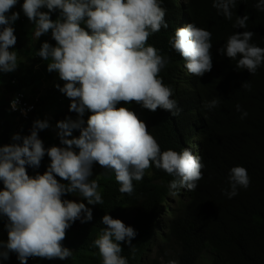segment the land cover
<instances>
[{"label":"clouds","instance_id":"9594fccd","mask_svg":"<svg viewBox=\"0 0 264 264\" xmlns=\"http://www.w3.org/2000/svg\"><path fill=\"white\" fill-rule=\"evenodd\" d=\"M205 1L23 0L19 7L35 25L30 33L35 35L30 39V50L36 53L39 49L36 55L43 60V65L50 61L47 72L57 73L64 82L63 86L57 83L54 87L71 101L62 109L77 113V118L57 121L53 133L58 135V146L45 143V148L39 132L51 125L48 119L39 117L29 123V135L14 133L13 143L0 146L3 184L0 219L6 218L8 236L6 242L0 240V260H8L9 253L17 255L19 264H28L29 258L65 260L72 257L73 251L63 245L67 230L77 220L81 223L93 220V211L88 205L104 203L97 180L105 173L97 171L90 179L94 163L113 170L119 192L128 196L135 191L133 181H142L146 172L154 175L152 170L156 169L174 178L168 184L170 191L175 190L168 202L180 194L187 202L189 194L197 191L199 181L204 178L206 151L201 141L194 144L198 136L191 139L194 135L191 122L181 131L182 138H178L179 152L161 151L146 123L134 111L117 105L135 102L152 112L164 109L177 116L181 109L173 98L174 91L189 94L187 99L192 101L193 82L201 85L200 77L213 73L216 54L238 74L254 76L264 66V44L260 47L253 42L256 33L248 26L249 14L242 16L233 12L237 0H212L217 12L212 13L213 20L206 22L207 28H213L212 32L194 17ZM18 2L0 0V74L16 72L24 59L14 50L17 36L13 25L20 13L12 9ZM255 8L264 12V0H257ZM218 14L233 22V32L221 29ZM176 16L181 20L178 27ZM215 25L218 26L215 28ZM213 34L217 42H212ZM36 37L39 46H35ZM181 76L185 80L181 81ZM242 87L251 91V82L245 81ZM18 99L14 97L10 102L13 110L18 109ZM192 103L188 105L190 111L195 107ZM219 105L217 97L205 102L204 107L211 110ZM236 110L241 113V119L247 117V111L240 104ZM86 111L91 114L85 121ZM35 112L28 115L29 119L23 116L25 123ZM22 114L27 113L22 111ZM201 131L212 133L213 128L204 124ZM45 155L50 158L46 171L30 176L27 167L38 169ZM156 174L162 185L161 173L156 171ZM56 177L68 183H61ZM250 184L247 169L232 166L228 187L222 193L232 199ZM76 192L87 204L75 201L77 198L63 199L66 194ZM167 217L163 211L156 218L166 222ZM131 222L107 213L101 218L106 227L100 230L93 246L98 248L102 264H128V259L121 254V242H126L135 253L131 242L137 232L127 225ZM160 224L150 229V239L163 241L158 232L163 230ZM164 227L166 235H163L167 236V224ZM163 251L165 248H159V242L146 249L153 261L178 264L176 260L166 262ZM144 260L145 256L142 263Z\"/></svg>","mask_w":264,"mask_h":264},{"label":"trees","instance_id":"16d2710c","mask_svg":"<svg viewBox=\"0 0 264 264\" xmlns=\"http://www.w3.org/2000/svg\"><path fill=\"white\" fill-rule=\"evenodd\" d=\"M22 1L19 0L12 11L20 13L19 19L13 25L17 36L16 49L14 50L24 59L19 63V69L16 72L0 74V146L13 143L11 137L14 133L19 132L22 136L29 135L27 131L29 123H32V119L39 117L41 113L50 121L53 120L52 114L56 121L64 120L66 117H71L74 120L77 118V113H66L62 109L64 106L67 108V104L71 101L54 87L56 82L61 86H63L64 82L58 79L57 73L47 72L46 65L50 61L43 65L37 58L36 53L30 50V38L28 36L32 33L30 32L32 28L28 24L29 20L23 14L22 8L19 7L23 3ZM256 2L257 0H237V5L233 12L242 16L246 13L249 14L248 26L251 31L256 33L253 37V42L262 47L261 43L264 44V12L255 8ZM215 12L217 10L212 7V0H206L201 6V10H197L196 18L201 20L204 13L207 20L209 16L213 18L212 13ZM216 17L215 19L217 20ZM218 17L220 16L218 15ZM220 24L222 30L226 32L234 31L233 22L227 21L224 23L221 20ZM217 26L215 25V28ZM212 42H217L214 34L212 35ZM221 60V56L216 54L215 69L212 74L200 77L201 88L199 91L207 99L217 97L220 99L219 107L211 109L210 112L221 117L223 136L227 138L224 139L223 145L216 148L214 139L217 136V129L220 131L217 123L206 124V126L213 128L212 133L201 131L204 121L199 123L200 133L197 128L195 131L190 128L194 134L191 139H194L195 136L201 137V143L206 151L204 156V164L206 166L203 172L204 178L200 180L203 182L201 193L198 190L191 193L187 205L180 209L179 214H176L168 206V199H166L167 189L159 184L155 188L158 192H155L152 186L154 179H152L151 175L144 176L142 181H133L135 191L132 195L133 197H131L119 192L120 185L115 180L113 170L109 174L105 173L102 178L97 180L99 181V191L104 203L88 205V207L92 208L93 220L87 223H81L77 220L67 230L63 245L71 249L73 255L56 264H102V258L99 255L98 248L96 249L93 246V241L98 238L100 230L106 227L101 223V218L106 213L122 221L125 218L132 221L134 218L127 225L132 226L137 232L136 237L131 242L135 247V253L133 254L132 249L126 242H121L123 249L121 254L128 259V264H142L144 255L146 258L148 256L144 264H163L157 260L153 261L146 249L151 247V245L154 247L159 242V240L156 242V240L150 239L149 232L152 227L161 225L160 223L162 222L160 220L157 221L156 217L163 212L164 208L168 209L166 211L168 214V221L166 220L168 232L167 236L162 234L163 241L159 242V248L168 249L170 255L174 256L172 259H165L166 262L178 259L176 260L178 264H199L195 262L206 258L209 264H264V66L258 69L256 76H247L235 73L231 65L225 64L226 62ZM28 74H31V77ZM245 81L251 82V91L242 87ZM44 85L46 87L42 88ZM221 92H223L224 96ZM14 97H18L21 101L17 112L13 111L10 106V102ZM25 101L28 102L25 103ZM237 104H240L242 109L247 111L248 115L246 118H240L241 113L236 110ZM27 107L28 109L33 107V111L36 110L34 113L36 117L33 115L25 123L26 120L22 118L23 114L20 111L22 112ZM117 107H126V104L120 102ZM90 114V112H85V121ZM5 123H7V126ZM174 126L177 130L169 133V136L172 138L181 137L183 123L181 126ZM209 131H212V129H209ZM77 132L79 133V130ZM230 139H234V141L231 143L229 142ZM45 148L47 147L45 146ZM41 163L40 171L39 168L37 170L27 167L28 174L30 176H35L38 172L43 174L46 171L45 165L50 164V158L45 156ZM236 165L244 166L247 169L251 177V184L246 190L240 189L236 197L228 199L223 195L222 189L228 187L229 170ZM96 166H98V163L93 164V175L90 179H93L97 173L98 167ZM56 178L61 183H68L59 177ZM110 181L112 182L110 183ZM0 187V189L3 188L2 182H0ZM108 187L111 189H108ZM73 198H77L79 202L87 204V201L83 200L79 192L66 194L63 197V199L69 200H73ZM154 198L159 199L156 201ZM106 200L109 202H106ZM141 200H147L148 202L142 203ZM189 201L195 204L190 210H188ZM112 204H117V206L114 205V207ZM123 204L125 207H123ZM1 221L2 219H0V237L3 232L7 233V229L3 230ZM167 238L169 242L166 240ZM169 238L171 239L169 240ZM10 255L13 257H9L8 261L0 260V264H16L14 261L17 259L16 254L9 253ZM41 260L43 261V259Z\"/></svg>","mask_w":264,"mask_h":264},{"label":"rangeland","instance_id":"374dc122","mask_svg":"<svg viewBox=\"0 0 264 264\" xmlns=\"http://www.w3.org/2000/svg\"><path fill=\"white\" fill-rule=\"evenodd\" d=\"M219 16L221 17V20H223L224 23L227 22V20L222 15H219ZM174 20H175L176 25H181V20H180L179 16L174 17ZM28 24L31 26L32 29H34L35 26H33V24L31 22L30 23L28 22ZM34 36L35 35H30L29 38L33 39ZM44 37H45V35L41 36L40 38H44ZM38 41H39V39L36 37L35 41H34L35 42V46H39L38 44H36V42H38ZM38 50L39 49H37L36 53L38 52ZM37 58L43 64V60L40 57H38V56H37ZM184 69L186 70V68H184ZM180 71L184 72L183 70H180ZM257 73H258V71H257ZM255 76H256V74H255ZM164 82H165V84H167L166 81H164ZM188 95L189 94L182 93V91H174L173 98L176 99V100L179 99V100H177V102H178L179 108L181 109L179 115H177V116H174L171 111L164 110V109H157L155 112H152L150 110L144 109L140 104H137L135 102L127 103L126 108H129L130 110L134 111L136 113V115L138 116V118L146 123L149 132L157 139L158 143L160 144L161 151L168 150V149H173V150L179 152L178 147H177L178 146V144H177L178 138L170 137L169 133L174 132L175 130H177L174 125L181 126V124L183 123V128H185L186 125L189 122H191L193 129L196 128L197 126H199L198 123H201V121H204L203 122L204 124L217 123L219 125V127H220V131L217 133V136L214 139V144H215L216 148L218 146H220V145H223L224 139L227 138V137L223 136L224 131H223V125H222L221 117H218L216 114L211 113L210 110H208V109H206L204 107L205 102L210 101L213 98H210V99L205 98V96L202 95L199 90L197 92H195L194 94H192L194 96L192 101L187 99ZM191 102L200 103V104H195L194 109L190 111L188 109V105ZM131 106H133V107L131 108ZM52 116H53L52 128H55V125H56L58 120L56 121V119H54V115L53 114H52ZM31 127H30L29 130H31ZM55 136L58 137L57 134ZM71 138L72 137H69V139H71ZM200 141H201V137L198 138V140L196 141L197 143H195V141H194V144H198V142H200ZM233 141H234V139H230L229 142L232 143ZM58 144H59V140H57L54 145L58 146ZM97 171H101V172H104V173H107V174L109 172H112V170L104 169L101 166H98ZM152 171H153L154 176H155L154 177L152 173L150 174L152 176V178L154 179V181L152 183V186L155 189L159 185V181H158L157 174H156V171H159L161 173L162 179H163L162 185L168 190L166 199H170V197L173 194V191H175V190L170 191L169 188H168V184L174 178L172 176L166 174L163 170H160V169H156V170H152ZM148 173L149 172H146L145 176L149 175ZM165 177H166V179H165ZM155 178H156V180H155ZM202 188H203V182L200 181L199 184H198V187H197L198 192L201 193V189ZM180 190L183 191V189H180ZM211 198H213V197H211ZM174 199H175V201H174ZM75 201L79 202V200H75ZM172 201L174 202V204H172ZM186 205H187V202L183 198H181L180 196L173 197V199L168 202V206L172 209V211L174 213L177 212L176 214L179 213V211L182 208V206L185 207ZM194 205H195L194 202L190 201L189 202V206H188V210L192 209L194 207ZM162 224H163V231H165V227H164L165 225H164V223H162ZM151 257H153V256H151ZM164 258L169 260V259H172L173 256L170 255V251H167ZM60 261H62V260H58V259L47 260V261L41 262L40 264L59 263ZM144 262H145V260H144ZM197 263H199V264H209V262L207 261L206 258L199 259V261ZM142 264H144V263H142Z\"/></svg>","mask_w":264,"mask_h":264},{"label":"bare ground","instance_id":"6f19581e","mask_svg":"<svg viewBox=\"0 0 264 264\" xmlns=\"http://www.w3.org/2000/svg\"><path fill=\"white\" fill-rule=\"evenodd\" d=\"M191 1H193V0H191ZM185 6V5H184ZM182 8V7H181ZM181 8H180V10H179V14H180V11H181ZM191 9V8H190ZM195 18H196V16H194ZM208 19H211V20H213L214 18H211L210 16H209V18ZM207 19V20H208ZM207 20L205 19V14L203 13L202 14V17H201V20H199V19H197V21H201V26L202 27H204V28H206V29H208L209 31H213V28H207V25H206V22H207ZM177 27H178V25H177ZM215 27V26H214ZM24 32V31H23ZM30 32H32V31H30ZM165 33V32H164ZM24 36V35H23ZM23 36H21L22 38H25V37H23ZM20 37V38H21ZM29 37V36H28ZM28 37H26V38H28ZM33 37V36H32ZM20 54H22V53H20ZM25 54V53H24ZM22 56V55H21ZM27 58V57H26ZM28 63V62H27ZM36 67V66H35ZM44 67V66H43ZM42 68V67H41ZM44 69V68H43ZM30 71V70H29ZM46 71V70H45ZM48 74V73H47ZM53 74V73H52ZM29 75V74H28ZM31 75V74H30ZM29 75V77H31ZM190 76H192L191 74H189ZM21 76H23V75H21ZM48 76V75H47ZM33 77V76H32ZM51 77V76H50ZM38 78V77H37ZM43 78V77H42ZM48 78V77H47ZM59 79V78H58ZM180 80L181 81H183V80H185V76H181L180 77ZM27 81V80H26ZM35 82V81H34ZM34 82H32V83H34ZM46 82V81H45ZM50 82V81H49ZM59 82V81H58ZM56 84H57V82H56ZM31 85V84H30ZM33 85V84H32ZM46 85V84H45ZM53 85V84H52ZM193 91H195V92H197V90L201 87V85H196V82H193ZM29 87V86H28ZM53 87V86H52ZM27 88V87H26ZM41 88V87H40ZM43 88V87H42ZM38 89V88H37ZM39 91H40V89H38ZM35 91V90H34ZM47 92V91H46ZM33 94V93H32ZM37 94L39 95V93L37 92ZM29 95V94H28ZM180 97V96H179ZM182 97V96H181ZM33 98V97H32ZM178 98V97H177ZM34 99V98H33ZM181 99V98H180ZM177 100H179V99H177ZM34 101V100H33ZM32 101V102H33ZM40 101V100H39ZM28 102V101H27ZM26 101H25V103H27ZM34 104V103H33ZM40 104H42L41 102H40ZM192 104H200V103H192ZM32 106V105H31ZM45 106V105H44ZM29 107V106H28ZM27 107V108H28ZM133 106H131V108H132ZM141 107V106H140ZM33 108V107H32ZM37 108V107H36ZM142 108V107H141ZM33 111V110H32ZM43 112V111H42ZM38 114V113H37ZM1 115V114H0ZM21 115V114H20ZM192 115V114H191ZM35 116V115H34ZM36 117V116H35ZM23 118V117H22ZM28 119H29V117H28ZM34 119V118H33ZM32 119V120H33ZM39 119H46L44 116H43V113H41L40 114V116H39ZM20 120H22V119H20ZM165 120V119H164ZM23 121V120H22ZM3 122V121H2ZM24 122V121H23ZM52 122L53 121H50L49 120V123H50V125H51V127L50 128H48V129H46V130H43V131H40L39 132V136H40V138L43 140V142H45L46 143V146H53L55 143H56V141L57 140H59V138L58 137H56L55 135L56 134H54L53 133V129L54 128H52ZM195 122V121H194ZM197 122V121H196ZM7 123H5V125H6ZM23 124V123H22ZM199 124V123H198ZM7 126V125H6ZM32 126V125H31ZM164 126V125H163ZM199 126H197V130L199 131V133H200V129L198 128ZM4 129H5V127H4ZM5 131V130H4ZM2 132V131H1ZM76 132H77V130H76ZM181 138H182V135H181ZM196 138V137H195ZM195 141V140H194ZM60 142V141H59ZM45 156H47V155H45ZM44 160H46V159H44ZM43 161V160H42ZM46 163V162H45ZM42 164V163H41ZM97 165V164H96ZM40 166H42V165H40ZM47 164L45 165V170L47 169ZM99 166V165H98ZM98 166H96V167H98ZM38 170V169H37ZM33 171H35V170H33ZM39 171H40V167H39ZM93 171V170H92ZM39 173V172H38ZM110 173V172H109ZM108 173V174H109ZM109 176V175H108ZM154 176V175H153ZM147 177V176H146ZM155 177V176H154ZM158 178V177H157ZM106 179V178H105ZM153 179V178H152ZM165 179H166V177H165ZM109 180V179H108ZM146 180V179H145ZM148 180H149V178H148ZM165 181V180H164ZM99 182V181H98ZM112 181H110V183H111ZM149 182V181H148ZM110 183H108V184H110ZM150 183V182H149ZM147 185V184H146ZM107 186V185H106ZM2 187V186H1ZM0 187V188H1ZM147 187H150V186H147ZM108 189H111V188H109L108 187ZM153 189V188H152ZM146 190V189H145ZM114 191V190H113ZM140 191V190H139ZM154 191V190H153ZM168 191V190H167ZM109 192H110V190H109ZM116 192V191H115ZM149 192V191H148ZM155 192H158V191H156V189H155ZM162 192H164V191H162ZM118 193V192H117ZM154 193V192H153ZM138 194H139V192H138ZM159 194V193H158ZM167 194V193H166ZM110 195H111V192H110ZM157 195V194H156ZM160 195H161V193H160ZM162 195H164V194H162ZM190 195V194H189ZM116 196V195H115ZM149 196V195H148ZM153 196V195H152ZM181 196V195H180ZM128 197V196H127ZM131 197H133V196H131ZM151 197V196H150ZM164 197V196H163ZM121 198V197H120ZM160 198V197H159ZM159 198H154L156 201H157V199H159ZM130 199V198H129ZM132 199V198H131ZM149 199V198H148ZM151 199V198H150ZM111 200V199H110ZM123 200V199H122ZM126 200V199H125ZM137 200V199H136ZM120 201V200H119ZM160 201V200H159ZM174 201H175V199H174ZM106 202H109V201H107L106 200ZM118 202V201H117ZM116 202V203H117ZM140 202V201H139ZM148 202V201H147ZM173 202V201H172ZM190 202V201H189ZM120 203H121V201H120ZM120 203H118V204H120ZM124 203V202H123ZM128 203H130V202H128ZM131 203H132V201H131ZM152 203V202H151ZM154 203V202H153ZM125 204H126V202H125ZM133 204V203H132ZM132 204H131V206H132ZM148 204V203H147ZM155 204V203H154ZM165 204V203H164ZM178 204V203H177ZM181 204V203H180ZM113 205V204H112ZM115 205V204H114ZM113 205V206H114ZM122 205V204H121ZM157 205V204H156ZM171 205V204H170ZM179 205V204H178ZM183 205V204H182ZM112 206V207H113ZM115 206H117V204L115 205ZM114 206V207H115ZM130 206V205H129ZM144 206V205H143ZM152 206V205H151ZM150 206V207H151ZM118 207H119V205H118ZM123 207H125V205L123 204ZM149 207V206H148ZM177 207V206H176ZM183 207V206H182ZM135 208V207H134ZM142 208V207H141ZM158 208V207H157ZM178 208V207H177ZM121 209V208H120ZM140 209V208H139ZM149 209H151V208H149ZM122 210V209H121ZM154 210H155V208H154ZM168 210V209H167ZM166 209H164L163 211L166 213V211H167ZM141 211V210H140ZM143 211V210H142ZM147 211V210H146ZM130 212V211H129ZM151 212V211H150ZM154 212V211H153ZM159 212V211H158ZM180 212V211H179ZM120 213V212H119ZM137 213H138V210H137ZM141 213V212H140ZM177 213V212H176ZM157 214V213H156ZM179 214V213H178ZM170 215V214H169ZM174 215V214H173ZM176 215V214H175ZM121 216H122V214H121ZM138 216V215H137ZM175 218V217H174ZM136 219V218H135ZM139 219V218H138ZM133 220H134V218H133ZM132 220V221H133ZM169 220H171V219H169ZM138 221V220H137ZM168 221V220H167ZM145 222V221H144ZM5 223H6V218H4V219H2V221H1V225L3 226V230H5L6 228H5ZM138 223H139V221H138ZM162 223H164V225H166L167 223L165 222V221H162ZM169 223V222H168ZM137 224V223H136ZM153 224V223H152ZM151 225V224H150ZM163 225V224H162ZM149 227H151V226H149ZM174 227V226H173ZM168 228V227H167ZM172 230V229H171ZM167 231H168V229H167ZM159 233H161V234H164V235H166V232L165 231H163V230H160V231H158ZM170 233H172V232H170ZM168 236H169V234H168ZM164 237V236H163ZM7 238H8V236H7V233H4L3 232V234H2V236L0 237V240H3V241H7ZM149 238V237H148ZM171 238H169V240H170ZM167 241H168V238L166 239ZM156 242H157V240H156ZM159 242H160V240H159ZM169 242V241H168ZM149 243V242H148ZM147 243V244H148ZM164 243H165V241H164ZM89 245V244H88ZM145 245V244H144ZM147 246V245H146ZM148 246H149V244H148ZM167 246V245H166ZM171 246H173V245H171ZM170 246V247H171ZM88 247V246H87ZM161 247V246H160ZM164 247V246H163ZM179 247H181V246H179ZM147 248V247H146ZM149 248V247H148ZM166 248H168V247H166ZM97 249V248H96ZM144 249V248H143ZM99 251V250H98ZM167 251H169L168 249H165V252L163 251L161 254H163V256L162 257H165V255H166V252ZM175 251H177V250H175ZM143 252V251H142ZM181 252V251H180ZM146 253V252H145ZM213 253V252H212ZM211 253V254H212ZM12 254H15V253H12ZM204 254V253H203ZM214 254V253H213ZM140 255H141V252H140ZM12 255H10L9 257H11ZM16 257H17V255H15ZM139 256V255H138ZM145 256V255H144ZM13 257V256H12ZM146 257V256H145ZM174 257V256H173ZM139 259H140V257H138ZM146 259H148V256H147V258ZM199 259V258H198ZM58 260H60V259H58ZM176 260H178V259H176ZM8 261V260H7ZM10 261V260H9ZM15 261V263L16 264H19V261H18V258L16 259V260H14ZM43 261H47V259H43ZM40 258H31L30 260H29V262H28V264H40L41 262H43ZM140 261V260H139ZM147 261V260H146ZM3 262H6V261H3ZM151 262H153V261H151ZM195 263H197V261L195 262ZM52 264H56V263H52ZM213 264V263H212Z\"/></svg>","mask_w":264,"mask_h":264},{"label":"built area","instance_id":"2783aa9c","mask_svg":"<svg viewBox=\"0 0 264 264\" xmlns=\"http://www.w3.org/2000/svg\"><path fill=\"white\" fill-rule=\"evenodd\" d=\"M19 105H21V101H20V99H18V106H19ZM32 110H33V108H30V109L25 108V109L23 110V112H26L27 114H26V115L23 114V116H24V117H28V115H29L30 113H32V112H31ZM13 111L17 112L18 109H17V110H13ZM20 113L22 114L21 111H20Z\"/></svg>","mask_w":264,"mask_h":264}]
</instances>
